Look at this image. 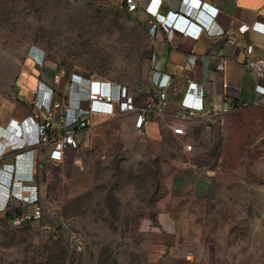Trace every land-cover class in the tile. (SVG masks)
I'll list each match as a JSON object with an SVG mask.
<instances>
[{"label": "rangeland", "instance_id": "374dc122", "mask_svg": "<svg viewBox=\"0 0 264 264\" xmlns=\"http://www.w3.org/2000/svg\"><path fill=\"white\" fill-rule=\"evenodd\" d=\"M151 66L150 29L121 0H0V105L21 87L32 112L50 105L62 67L121 82L142 105ZM232 119L152 145L110 127L96 145L81 138L75 168L42 158L43 217L14 227L0 211V264H264V109ZM217 169L236 197L193 199L196 171Z\"/></svg>", "mask_w": 264, "mask_h": 264}, {"label": "crops", "instance_id": "0c3cea01", "mask_svg": "<svg viewBox=\"0 0 264 264\" xmlns=\"http://www.w3.org/2000/svg\"><path fill=\"white\" fill-rule=\"evenodd\" d=\"M191 1L139 0V10L133 13L146 22L149 29V18L161 20L168 14H182L195 20L203 28L210 24V30L203 32L199 38L196 35L197 26H192V34L188 36H183L176 30L166 32L158 29L155 33L150 30L152 66L147 83L149 96L157 95L171 81L177 92L185 93L184 101L179 102L182 94L173 98L174 91L171 89L170 102L165 112L161 115L149 114L142 135L135 132V114H128L112 122L107 121L108 116L95 114L92 116L94 126L89 134L91 139L96 142L105 141L103 130L114 127L119 140L122 136H127L129 142L138 140L152 145V142L157 141L165 144L174 134V124L184 123L186 130L199 121L214 118L224 121V124H236V120L232 119L236 113L255 108L264 109V79L246 67L248 45L254 46L256 56H264V0H202L208 10L201 15L199 9L202 5L191 6ZM121 2L123 4V0ZM123 7L125 8L124 4ZM213 10H218V13L212 21ZM147 13L149 18L146 17ZM198 16L200 21L196 19ZM242 22L250 25L244 32L233 29L231 33H219L223 29L235 28ZM230 37H234L236 42H230ZM25 89L21 87L18 95L21 96L22 92L28 90ZM10 91L13 92L12 89ZM29 103L10 98L0 105V160L25 152L16 158L15 166L5 165L4 169H0L2 208L15 202L11 190L4 183L13 171L17 176L27 179L34 177L29 170L33 154L26 152L37 144L38 137ZM204 104L208 110L202 109ZM184 110H195L196 116L183 120L179 115ZM77 155V152L70 151L69 158L63 164L64 168H75ZM221 172L222 169L207 170L206 175H203V172L196 171L193 199L206 201L218 198L226 188L232 190L230 196L236 197V183L222 181ZM16 190V187L12 189ZM5 208L1 213L5 212ZM178 219L172 217L175 223H178Z\"/></svg>", "mask_w": 264, "mask_h": 264}, {"label": "built area", "instance_id": "2783aa9c", "mask_svg": "<svg viewBox=\"0 0 264 264\" xmlns=\"http://www.w3.org/2000/svg\"><path fill=\"white\" fill-rule=\"evenodd\" d=\"M126 10L135 13L139 10V0H123ZM201 4L200 15L206 14L207 5L202 0H192L191 6ZM206 9V10H205ZM218 10H213L211 20L217 16ZM146 17L149 18V13ZM200 21L199 16L196 18ZM150 30L155 33L158 29L166 32L171 30L178 31L183 36L192 34V26H197V38L206 30H210V24L206 28L199 26L195 20L185 17L182 14H168L165 18L148 19ZM179 21L181 23H179ZM191 22V23H190ZM193 24V25H192ZM177 27V28H176ZM250 25L240 23L235 28H227L220 30L219 33H231L233 29L244 32ZM229 41L236 42L234 37H230ZM249 58L246 67L260 78L264 79V56H256L254 54V46H247ZM28 76L31 84V93L38 96L41 84V68H37L34 72L28 69ZM66 80V85L61 91L56 92V98L47 106H39L40 108L32 112V118L36 123V131L38 141L37 144L27 151L32 152L29 170L32 178H24L13 173L4 181L6 186L11 190L13 199L21 205L18 212L11 217V223L14 227L23 226L28 223L39 221L43 217V206L40 200L39 184L35 178L38 166L42 158L55 163H64L69 158L70 151L77 154L83 149L81 138L85 135L89 136L90 145H96V141L89 135L94 122L92 116L101 114L109 117L108 122L115 121L128 114H135V132L142 135L145 129V123L149 114L161 115L165 112L170 102V90L174 92L173 98L181 95L179 102L185 99V93L177 92V88L173 87L172 82L168 81L166 87L157 93L154 97L147 100L146 104L139 106L133 92L125 85L115 82L108 78L98 77L95 74L80 75L68 73L62 67L53 76V82L58 85ZM15 100H23L21 96L13 95ZM203 110H208L203 105ZM183 120H190L196 116L195 110H184L180 115ZM76 125L72 130L68 128ZM173 132L177 136H186L187 130L184 123L173 125ZM98 142V141H97ZM187 149H192V145L187 144ZM25 154V152L3 158L0 160V169H4L5 165L15 166L16 158ZM79 155L75 157L78 161ZM77 163V162H76ZM16 187L18 190L12 191ZM6 207V208H5ZM5 212L9 208H13L12 204L5 205ZM4 208L0 206V211Z\"/></svg>", "mask_w": 264, "mask_h": 264}, {"label": "trees", "instance_id": "16d2710c", "mask_svg": "<svg viewBox=\"0 0 264 264\" xmlns=\"http://www.w3.org/2000/svg\"><path fill=\"white\" fill-rule=\"evenodd\" d=\"M12 206H13V208L7 209L6 212L4 213L5 218H7V220L9 221L10 226H13L11 223V217L14 215V213L18 212L19 209L21 208V205L18 202H17V204H13ZM25 225H27V224H25Z\"/></svg>", "mask_w": 264, "mask_h": 264}, {"label": "water", "instance_id": "95a60500", "mask_svg": "<svg viewBox=\"0 0 264 264\" xmlns=\"http://www.w3.org/2000/svg\"><path fill=\"white\" fill-rule=\"evenodd\" d=\"M76 127V125H73V126H70L68 129L69 130H72V129H74ZM211 174H212V172H210Z\"/></svg>", "mask_w": 264, "mask_h": 264}]
</instances>
